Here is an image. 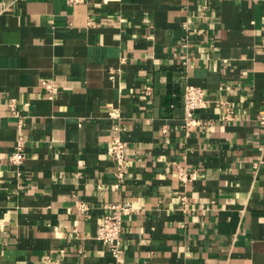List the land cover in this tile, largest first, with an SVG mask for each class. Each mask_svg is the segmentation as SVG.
I'll return each instance as SVG.
<instances>
[{"label": "crops", "instance_id": "1", "mask_svg": "<svg viewBox=\"0 0 264 264\" xmlns=\"http://www.w3.org/2000/svg\"><path fill=\"white\" fill-rule=\"evenodd\" d=\"M118 202L124 264H264V0H0V264H114Z\"/></svg>", "mask_w": 264, "mask_h": 264}, {"label": "built area", "instance_id": "2", "mask_svg": "<svg viewBox=\"0 0 264 264\" xmlns=\"http://www.w3.org/2000/svg\"><path fill=\"white\" fill-rule=\"evenodd\" d=\"M88 0H67L71 4L84 3ZM89 23H94L93 19L89 20ZM182 48H187L188 40L184 37L180 40ZM42 87L53 96L59 92V86L54 80L42 81ZM145 94L150 95L152 92L151 86H147L143 91ZM207 104L206 93L204 88L194 84H187L184 91V122L182 124L186 134H190L196 126L200 124V120L195 116L196 110L205 107ZM11 108L15 112V104L11 103ZM13 115L18 119V139L15 145V150L11 154L10 161L20 166L27 159V152L25 148V142L23 138V118L17 113ZM233 118V116H231ZM118 129V128H117ZM127 143L118 135L115 134L111 140V154L115 162L116 176L120 181H123L126 176L128 155H127ZM179 177L182 180H190L193 172L190 173L186 168H180L178 171ZM77 205L82 213H85L89 209V203L85 200H78ZM110 212L105 214L103 221L99 224L96 232V236L104 244L109 246L112 256L114 258V264H124L122 261L123 254V234L125 228L124 211L132 210L133 207L129 202H118L109 206Z\"/></svg>", "mask_w": 264, "mask_h": 264}]
</instances>
